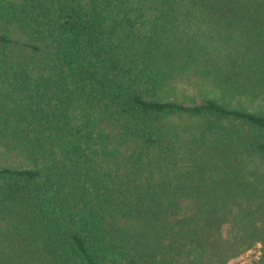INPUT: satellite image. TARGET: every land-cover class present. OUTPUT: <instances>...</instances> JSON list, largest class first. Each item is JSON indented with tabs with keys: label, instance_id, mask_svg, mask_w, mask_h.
I'll return each mask as SVG.
<instances>
[{
	"label": "trees",
	"instance_id": "1",
	"mask_svg": "<svg viewBox=\"0 0 264 264\" xmlns=\"http://www.w3.org/2000/svg\"><path fill=\"white\" fill-rule=\"evenodd\" d=\"M138 1L0 5V24L24 37L0 34V144L31 161L0 168V219L41 264H225L263 243L254 232L231 244L222 231L241 190L254 187L234 162L264 154V113L162 101L169 61L143 33L161 25ZM235 1L225 0L227 26L246 9ZM171 116L208 123L191 141L167 125ZM224 121L262 137L236 145Z\"/></svg>",
	"mask_w": 264,
	"mask_h": 264
},
{
	"label": "rangeland",
	"instance_id": "2",
	"mask_svg": "<svg viewBox=\"0 0 264 264\" xmlns=\"http://www.w3.org/2000/svg\"><path fill=\"white\" fill-rule=\"evenodd\" d=\"M250 1L264 2L236 0L234 9L241 11L239 5ZM9 2L20 0H0V5ZM199 4L192 5V0H184L183 4L173 0L137 2L145 18L161 25L143 29L146 37L163 45L165 52L160 57L169 61L165 66L167 77L158 92L160 99L184 105L213 99L223 105L264 113V10L261 8L258 13L249 6L251 3L246 4L238 22L227 26L223 18L227 13L225 0H203ZM14 26L0 24V34L6 33L13 40L24 42ZM14 47L17 56H21L19 46ZM165 121L182 137H191V141L202 125L208 123L185 116H171ZM220 124L239 146L243 141L254 142L262 137L236 122ZM234 163L239 169L243 168L245 177H249L254 187L241 190L243 200L235 203L238 212L232 214V224L225 225L222 235L232 244L235 239L255 232L263 243H257L225 264H264V154L244 152L243 158L239 157ZM30 166L31 161L0 144V168ZM254 217L258 221L252 226ZM251 226L253 230L244 229ZM19 233L14 223L0 219V264H41L33 253L35 249L28 247ZM216 260L219 262H213L210 257L203 262L224 264L223 259Z\"/></svg>",
	"mask_w": 264,
	"mask_h": 264
}]
</instances>
